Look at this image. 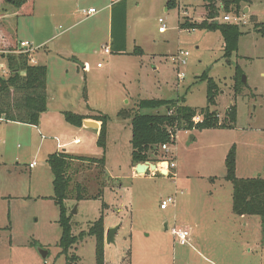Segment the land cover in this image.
Returning a JSON list of instances; mask_svg holds the SVG:
<instances>
[{"label":"rangeland","instance_id":"1","mask_svg":"<svg viewBox=\"0 0 264 264\" xmlns=\"http://www.w3.org/2000/svg\"><path fill=\"white\" fill-rule=\"evenodd\" d=\"M169 1L126 0V55L104 54V46L111 48L110 0H33L21 11L0 1V39L13 36L40 47L32 55L48 68L53 114L51 120L50 115L42 118L39 130L0 121V264H67L68 257L72 264H96V238L79 237L101 216L104 224L119 228L111 245L105 230L107 264H264V219L234 213L233 185L226 180V158L233 147L237 176L264 178V35L256 26L264 23V0H251V13L237 15L244 35L230 60L224 58L219 31L181 27L188 20L205 19L203 0H175L178 6L168 10ZM90 7L100 12L87 19L83 10ZM159 19L167 26L164 34ZM136 47L144 54L131 55ZM181 52L189 53L186 65L174 61ZM73 57L78 61H71ZM179 72L183 79H178ZM204 74L218 85L210 110L223 120L236 106L235 128L181 129L170 151L159 148L158 160L150 161L158 168L167 166L165 160L175 162L170 176L148 171L133 177L132 118L120 113L135 114L145 99L185 98L201 115L209 106ZM60 112L109 118L106 165L75 164L72 184L101 198L66 201L73 235L79 239L67 255L60 248V211L48 164L58 153L57 140L65 144L74 136ZM85 133L80 134L81 145L59 152L103 158L95 134ZM171 197L175 204L162 210V201ZM75 207L77 214L72 215ZM174 228L190 229L195 248L181 246Z\"/></svg>","mask_w":264,"mask_h":264},{"label":"trees","instance_id":"2","mask_svg":"<svg viewBox=\"0 0 264 264\" xmlns=\"http://www.w3.org/2000/svg\"><path fill=\"white\" fill-rule=\"evenodd\" d=\"M4 4L19 9L32 3L33 0H0ZM206 11L202 22L191 23L186 21L181 27L189 31L206 30L219 31L224 42V58L230 60L239 49L240 38L243 30L235 24L225 23L220 20L221 15L243 13L248 0H203ZM178 6L175 0L168 2V10ZM6 9H4L5 11ZM3 19L0 15V30L3 28ZM257 32L264 35V23H256ZM111 54L126 55L127 52V2L122 0L113 5L111 29ZM19 42L13 36H3L0 39V53L7 60L11 74L9 77L0 76V119L5 122L19 123L29 126H38L41 114L48 111V68L44 65H31L28 55L13 54L18 50ZM7 53V54H5ZM143 49L136 47L131 55H143ZM238 74L240 69L237 68ZM202 81L207 82L208 107L200 110L202 120L194 123L197 110L187 106L185 98L180 99H145L139 101L137 112L131 114L122 111L123 118L131 117L132 125V164L134 166L149 161L156 162L159 148L165 144L174 145L171 140V131L175 133L185 130H210L216 128L234 129L237 122V107L231 106L220 120L217 111L210 110L218 92L216 81L207 74L202 76ZM239 85V83H238ZM242 85V83H241ZM238 90V89H237ZM236 94L238 95V91ZM66 122L75 127H82L88 117L64 112ZM90 118V117H89ZM91 119L101 122L102 127L98 139V146L103 150V158L86 159L69 156L63 153L52 154L48 164L53 174V200L60 211V226L62 237L60 248L67 255L69 250L79 239L85 237L96 238V264H106L104 257L105 224L104 218L92 223L87 233H82L76 238L73 235L72 216L69 215L66 201L77 202L99 200L98 196H90L82 185L73 183L77 173L75 164H92L105 166L107 154L108 122L107 116H94ZM151 155L154 158L151 159ZM236 148L233 147L226 158V180L233 185V211L238 216H259L264 219V178H239L236 173ZM77 170V169H76ZM73 185V187H72ZM105 207V204L103 205ZM264 227V226H263ZM78 260V259H76ZM68 257L67 264H72Z\"/></svg>","mask_w":264,"mask_h":264},{"label":"built area","instance_id":"3","mask_svg":"<svg viewBox=\"0 0 264 264\" xmlns=\"http://www.w3.org/2000/svg\"><path fill=\"white\" fill-rule=\"evenodd\" d=\"M122 0H112V4L115 5L117 3H119ZM100 12V10H97L95 8H89L87 10H83V14L86 16L85 18L90 19L92 17H95L96 15H98ZM222 21L225 23H230V24H235V25H239L240 22L242 21V19L240 17H238L237 15L234 14H225L222 18ZM159 31L160 33H166L167 31V26L165 24V21L163 19H159ZM40 47L36 48L34 47L31 43L29 42H20L19 43V47L18 50L16 52H14L13 54H23V55H28L29 57V61L31 65H37V61L32 57V54L37 52L39 50ZM2 54V53H1ZM7 54V53H5ZM104 54L109 55L111 54V48L110 47H104ZM189 56V53L187 52H181L180 55L177 56V58L174 61H177L179 65H186V58ZM6 60V59H5ZM7 63V60H6ZM101 65H99L100 67ZM11 74L10 69L8 67V64L5 65L4 63H0V76L1 77H8ZM184 78V74L183 72H179L178 74V79H183ZM202 120V115L197 114L195 116V118L193 119L194 123H198ZM171 140L172 142L177 140V134L172 133L171 131ZM170 147L171 144H165L160 146V149L164 152H169L170 151ZM158 156V154H157ZM149 163H151L149 161ZM163 163H166V167H159L158 171L159 173L163 174L162 172L166 171V175L165 176H170V170L171 169H175L176 168V164L175 162H169L168 160H165ZM157 165H159L158 163H156ZM162 164V162L160 163ZM36 167V163H32L30 164V168L33 169ZM163 170V171H162ZM175 200L171 197L168 198L167 200L162 201L161 204V209L165 210L167 209L168 205L170 204H174ZM173 235L175 236L176 240L178 241V243L181 246H187L190 244V238H191V231L190 229H186V228H174L173 229Z\"/></svg>","mask_w":264,"mask_h":264},{"label":"crops","instance_id":"4","mask_svg":"<svg viewBox=\"0 0 264 264\" xmlns=\"http://www.w3.org/2000/svg\"><path fill=\"white\" fill-rule=\"evenodd\" d=\"M250 3H251V0H248ZM250 3L247 5V6H245V8H248L249 10H248V12H249V14L251 13V6H250ZM91 8V7H90ZM106 8H107V10H110V21H108V25H107V28H108V31H109V37H110V44H111V41H112V39H111V29H112V8H113V4H112V0H110V4L109 5H107L106 6ZM105 8V9H106ZM245 8H244V11H243V14H245ZM247 12V13H248ZM128 33V32H127ZM104 47H110V46H104ZM36 53V52H35ZM32 57H33V55H32ZM34 58V57H33ZM35 59V58H34ZM73 60H71V61H78V60H76V57H73L72 58ZM78 59V58H77ZM36 60V59H35ZM37 61V60H36ZM0 63H4L5 65H7V63H6V60H5V58L4 57H2V54L0 53ZM37 65H44V66H46L45 64H43L42 62H38L37 61ZM47 67V66H46ZM63 113L64 112H60V116L61 117H63L64 118V116H63ZM46 115H50V120H51V118H53V114L51 113V109L49 108V103H48V111L47 112H45V113H43V114H41V116H40V119H39V124H38V126H35L36 127V129H40L41 128V126H42V118H44V116H46ZM78 115H82V116H85V117H88V119H86V120H84V122H86V121H94V122H97V121H95V120H93V119H91V117H94V116H92V114H78ZM90 117V118H89ZM64 120H65V118H64ZM0 121L1 122H3V120L2 119H0ZM59 121H61V118L59 117ZM65 122H66V120H65ZM67 123V122H66ZM98 124H99V128L98 129H95V128H89V127H86L85 125H84V123H83V125H82V127H75V126H73V125H71L74 129V131H73V134H74V136H73V140L71 141V142H69V143H65V144H60L59 143V140H57L58 141V152L61 150V149H64V148H66V146L68 147L69 145H81L80 143H81V137H80V134H82V133H85V132H90V133H93V134H95V136H96V141H97V144H98V139H99V135H100V131H101V127H102V123L101 122H97ZM6 124H14V125H17V126H22V127H25L26 128V125H24V124H19V123H13V122H6ZM59 125H61V123L59 122ZM61 127H63V125H61ZM85 134H87V133H85ZM87 135H89V134H87ZM92 136V135H91ZM60 153V152H59ZM132 158V157H131ZM133 165V164H132ZM34 169V168H33ZM163 171V170H162ZM147 174V173H146ZM145 174V175H146ZM132 175H133V177H137L138 175H140V174H137L136 173V166H134L133 165V173H132ZM144 176V175H143ZM175 177H177V174H175ZM175 202H176V200H175ZM175 202H174V204H175ZM165 210H167V209H165ZM240 217H245V216H240ZM114 227V226H113ZM111 225H107V224H105V230H108V229H111V228H113ZM194 242H192V241H190V244L189 245H187L189 248H195V246H193L194 244H193ZM108 245V244H107ZM188 258H189V255H188ZM107 264V263H106Z\"/></svg>","mask_w":264,"mask_h":264},{"label":"water","instance_id":"5","mask_svg":"<svg viewBox=\"0 0 264 264\" xmlns=\"http://www.w3.org/2000/svg\"><path fill=\"white\" fill-rule=\"evenodd\" d=\"M248 8H245V13L248 12ZM243 83L246 84L247 83V79L246 77H243ZM84 125L86 127H89V128H95V129H98L99 128V124L97 122H94V121H86L84 122ZM148 171H153V172H157L158 171V165L155 164V163H149V162H146L144 164H138L136 166V172L138 174H146ZM163 175H166V171H163L162 172ZM72 215H76L77 214V207H75L74 211H72L71 213ZM118 227H115V228H111V229H108L107 230V233H106V244L108 245H111L115 242V237H116V234L118 232ZM41 255L43 257V259H46L47 257V252L42 250L41 252Z\"/></svg>","mask_w":264,"mask_h":264},{"label":"bare ground","instance_id":"6","mask_svg":"<svg viewBox=\"0 0 264 264\" xmlns=\"http://www.w3.org/2000/svg\"><path fill=\"white\" fill-rule=\"evenodd\" d=\"M165 171H167V170H165ZM167 174V173H166Z\"/></svg>","mask_w":264,"mask_h":264}]
</instances>
